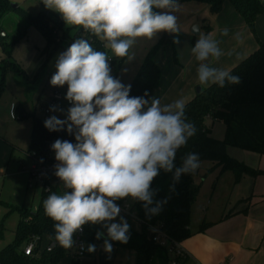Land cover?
Here are the masks:
<instances>
[{
    "label": "clouds",
    "instance_id": "obj_1",
    "mask_svg": "<svg viewBox=\"0 0 264 264\" xmlns=\"http://www.w3.org/2000/svg\"><path fill=\"white\" fill-rule=\"evenodd\" d=\"M43 3L59 13L66 25L82 27L104 41L116 57L129 61L134 58L129 50L138 38L152 40L163 32L173 35L174 44L180 42L181 27L175 15L182 8L179 0ZM191 51L201 62L197 68L201 85L211 82L223 88L226 82H241L239 76L205 63L221 55L210 34H201ZM55 68L50 85H67L64 99L70 106L65 119L53 115L44 127L50 132L66 131L75 142L56 139L51 145L58 162L54 174L64 191L51 192L44 200L45 214L54 221L55 240L63 248L73 247L75 235L85 225H99L102 231L95 238L103 240V251L111 254L113 242L127 244L131 238V226L121 215L118 201L139 202L151 218L168 200H157L159 190L152 187L161 170L172 173L174 191L183 175L200 167L197 153L184 157L181 166L175 164L177 151L196 134V127L187 121L183 99L162 104L147 90L142 96L130 95L131 84L112 75L108 53L95 50L87 39H75L58 55ZM50 111L65 112L57 106ZM96 251L97 245L89 243L87 252Z\"/></svg>",
    "mask_w": 264,
    "mask_h": 264
},
{
    "label": "trees",
    "instance_id": "obj_2",
    "mask_svg": "<svg viewBox=\"0 0 264 264\" xmlns=\"http://www.w3.org/2000/svg\"><path fill=\"white\" fill-rule=\"evenodd\" d=\"M187 0H179V2ZM206 2L212 13H218L226 0H198ZM236 11L243 17L250 30L255 33L256 17L263 13L264 5L261 0H227ZM10 11L17 12L31 25L37 27L49 42L55 40L56 29L62 28L59 21L53 22L48 11H40L33 15L20 6H14L10 0H0V39L3 48L11 46L14 40L4 42L8 37L2 26L4 15ZM5 33V37L1 35ZM92 37L91 45L97 51H104L101 40L90 32L79 28L76 39H87ZM163 47L162 41L155 44L146 54L136 76L131 82L132 96H142L147 90L151 94L157 89L161 82L162 70L155 61L156 54ZM174 60L176 55L174 53ZM232 75L240 77L239 84H229L221 88L217 84H210L203 87L193 99L185 103V116L187 121L196 127V134L189 138L186 145L181 147L176 153L175 164L182 165L184 157L189 153H197L200 163L211 161L221 166L222 170H231L235 175V181H239L244 174L257 175L264 171L254 169L245 163L231 158L227 154L228 146L238 147L244 150L264 155V42L259 43V47L250 55L245 57L233 68L229 70ZM2 88V82L0 89ZM18 118L31 116L33 128L30 135V145L27 155L30 158H37L41 161L52 160L55 152L51 145L56 139L75 142L74 137L66 131L50 132L44 127L45 118L35 113L28 114L22 108H18ZM220 120L225 123L226 130L223 139L211 136L210 128L206 124V118ZM200 167L190 174H185L180 181L175 184L174 191L172 173L160 174L153 181L152 187L158 189L157 200L168 197L167 203L162 211L151 218L146 217L145 211L139 202H133L131 213L141 223L140 231L131 228V238L127 244L113 242L118 248L134 250L137 253L136 264H172L176 261L181 264L184 258L172 255L166 246L161 245L159 240L153 236L165 235L172 242L180 243L190 237L193 232L190 228L192 205L199 194V184L195 177ZM44 191L38 207L32 210L24 205L16 206L14 209L19 214V221L14 231V239L11 243L0 250V264H62V258L70 253V249H65L55 240L54 221L46 214L43 207L44 200L53 192ZM125 200L118 201L120 205ZM152 230L153 235L149 236L148 231ZM102 231L99 225H85L82 233V240L85 243V256L92 254L87 252L89 243L95 244L103 240H97L95 233ZM78 234V233H77ZM76 234V235H77ZM74 237V240L76 238ZM35 242L36 247L32 255L24 253V247L29 242ZM54 242L51 250H47V245ZM74 248V245H73ZM72 264H80V257L74 248Z\"/></svg>",
    "mask_w": 264,
    "mask_h": 264
},
{
    "label": "rangeland",
    "instance_id": "obj_3",
    "mask_svg": "<svg viewBox=\"0 0 264 264\" xmlns=\"http://www.w3.org/2000/svg\"><path fill=\"white\" fill-rule=\"evenodd\" d=\"M10 1L33 15L43 10L48 11L52 21H59L63 26L61 28L58 23V26L55 27V40L49 42L37 27L26 22L17 12L10 11L2 19V26L8 34V37L4 36L5 38L2 40L4 42L14 40V44L6 45L4 49L0 39V84L2 82L0 89V141L3 143L0 146V250L14 239V231L19 221V214L14 207L24 205L35 210L44 191L43 183L30 173L33 161L27 155L33 128L32 117L18 118L17 112L12 110L13 104L15 108L21 105L29 113L43 116L39 105L48 102L52 97L53 86L50 85V79L56 71L57 57L74 42L80 28L66 25L59 13L45 7L43 0ZM179 3L182 8L175 13L181 27V31L177 34L180 41L178 44L173 43L172 34L163 32L152 40L138 38L135 45L129 50L130 55L134 56L129 61L127 57L121 59L116 57L110 49L104 47L105 42L101 41L104 51L117 59V62L110 66L114 77L121 79L125 84H131L147 52L160 41L163 43L159 53H161L165 76L171 75L173 66L183 68L188 65L193 55L191 49L200 38V35L193 34L194 27L198 24L190 26L191 20L201 12L198 15L199 24L202 27L203 24H206L210 28L213 27L212 17L208 16L210 13L205 2L187 0ZM204 7L207 11H202ZM216 30L217 27L214 26V36ZM203 34L205 35V32ZM198 86L202 87V85H196V88ZM60 108L65 112L51 111L50 116H61L65 119L68 106L61 102ZM206 124L210 128L211 136L217 139L224 138L226 126L223 121L208 117ZM5 152H8L7 156ZM227 154L254 169L264 168V155L234 146H228ZM256 177L264 179V176H258V174H244L236 182L235 175L231 170H222L221 166L211 161H202L195 177V181L199 184L197 196V199L201 201L199 209L206 206L205 201L207 202L212 195L214 199L216 197L225 198V200L228 198L233 202V200L251 193ZM50 183L54 192L58 190L56 193L62 194L64 191L62 183L58 184L54 178L50 180ZM130 204L131 201L128 200L124 201L122 206ZM195 223L196 218L194 217Z\"/></svg>",
    "mask_w": 264,
    "mask_h": 264
},
{
    "label": "crops",
    "instance_id": "obj_4",
    "mask_svg": "<svg viewBox=\"0 0 264 264\" xmlns=\"http://www.w3.org/2000/svg\"><path fill=\"white\" fill-rule=\"evenodd\" d=\"M261 1L264 5V0ZM207 8L210 13L208 16L212 17L213 27L211 24L210 28L206 24H203V27L199 24L198 15L201 12L191 20L190 26L198 24V35L205 32V35L210 34L218 42L220 57H210L205 63L229 71L254 52L260 42H264V11L256 17L255 33H253L229 1L223 3L218 13H212L209 5ZM203 10L207 11L205 7ZM214 26L217 27L215 36ZM225 29H227L226 35ZM160 56L161 53L158 52L155 61L162 70L161 82L150 95L159 98L162 104L172 103L177 99H183L186 103L193 99L197 95L196 85H201L197 76V68L201 62L192 55L187 66L183 68L173 66L171 75L165 76ZM210 84L211 82L202 85V88ZM14 106L13 104L12 110H15V113L18 108H22L26 113L31 114L21 105L18 108ZM1 144L3 143L0 141V146ZM5 155L7 156L8 152H5ZM257 169L264 171V168ZM258 176H264V172ZM56 181L58 184L61 183L58 179ZM56 192L58 193V190ZM132 203L128 205L130 209ZM200 203L201 201L196 198L192 205L190 228L193 234L179 243L180 248L185 252L181 264H264V179L256 177L252 192L233 202L228 198L214 199L212 195L207 202L205 201V207L199 209ZM121 215L127 219L131 228L137 231L142 229L141 223L131 212L122 209ZM148 235L152 236L153 231L149 230ZM102 244L103 241L97 242V251L91 256L82 257L80 264H136L137 253L134 250L113 245V252L106 254ZM73 250L72 247L70 253L62 258V264H72Z\"/></svg>",
    "mask_w": 264,
    "mask_h": 264
},
{
    "label": "built area",
    "instance_id": "obj_5",
    "mask_svg": "<svg viewBox=\"0 0 264 264\" xmlns=\"http://www.w3.org/2000/svg\"><path fill=\"white\" fill-rule=\"evenodd\" d=\"M2 36H5L4 32H1ZM92 37H90L89 42H92ZM110 57V66H113L116 62L117 59L109 56ZM121 59V58H120ZM66 91H67V85H65L64 87H53V94L52 97L50 98V100L46 103H40L39 107L40 109L43 111V117L47 120L48 118H50V108L52 106H57V107H61V102H64L66 106H70L69 102L66 101L64 99L65 95H66ZM58 118L63 119L61 116H58ZM64 140H68L67 137L64 138ZM33 161V164L30 168V173L32 175H34L40 182L43 183V186H45L46 191H50L52 190L51 188V183L50 180L52 178H54L55 180L58 179L55 176V168L54 165L56 163H58L55 158L52 160H47V161H41L37 158H31ZM59 180V179H58ZM54 192V189L52 190ZM122 209L125 211H130L129 206L125 205L122 207ZM82 232H79L76 235L75 238V243H74V248L76 249L78 255L80 257H84V251H85V243L83 242L81 236H82ZM153 238L155 240H159L161 245L166 246L169 250V252L172 255L175 256H179L181 258L185 257V252L180 248L179 243L176 242H172L168 239V237H166L165 235L163 236H153ZM55 243L54 242H50L47 245V250H51L54 247ZM36 247V243L35 242H29L25 245L24 247V253L26 255H32L34 253V249ZM172 264H177L176 261H173ZM224 264V263H222Z\"/></svg>",
    "mask_w": 264,
    "mask_h": 264
},
{
    "label": "water",
    "instance_id": "obj_6",
    "mask_svg": "<svg viewBox=\"0 0 264 264\" xmlns=\"http://www.w3.org/2000/svg\"><path fill=\"white\" fill-rule=\"evenodd\" d=\"M14 6H17V5H15V4H13ZM195 29L193 30V34H198L199 33V27H198V25H195V27H194ZM201 90H202V87L201 86H198L197 88H196V93L198 94V93H200L201 92Z\"/></svg>",
    "mask_w": 264,
    "mask_h": 264
}]
</instances>
